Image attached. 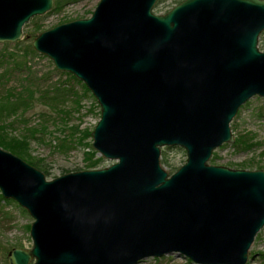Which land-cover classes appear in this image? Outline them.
<instances>
[{
  "label": "water",
  "instance_id": "1",
  "mask_svg": "<svg viewBox=\"0 0 264 264\" xmlns=\"http://www.w3.org/2000/svg\"><path fill=\"white\" fill-rule=\"evenodd\" d=\"M101 0L89 19L42 33L33 48L86 85L101 108L93 148L113 165L47 181L0 149V191L34 219L33 248L9 264H139L177 255L247 264L264 228V172L211 166L231 123L264 98V0ZM55 0H0V43ZM187 162L169 175L163 148ZM35 260L34 263H32Z\"/></svg>",
  "mask_w": 264,
  "mask_h": 264
},
{
  "label": "rangeland",
  "instance_id": "2",
  "mask_svg": "<svg viewBox=\"0 0 264 264\" xmlns=\"http://www.w3.org/2000/svg\"><path fill=\"white\" fill-rule=\"evenodd\" d=\"M184 1L159 0L154 13L165 15ZM55 2L61 3L60 8L55 9ZM55 2L50 12L33 18L24 26L21 40L0 43V55L6 58L3 63L11 66L6 78L0 82V104L7 102L10 96L24 94L25 86L29 85L36 92L35 100L25 113L26 106H21L19 112L0 127V149L26 163L28 158L37 161L42 173L49 172L48 176L45 175L48 181L70 173L113 165L93 148L92 133L101 119V108L93 94L80 80H73L67 76L68 73L58 71L52 60L33 48L34 40L42 33L62 24L91 18L101 0ZM258 47L264 51V32L259 38ZM20 62H27L26 66L14 67ZM231 131L234 144H225L217 149L208 164L232 170L264 172V98L254 97L242 106L231 123ZM68 136L71 145L60 147L59 139ZM2 144L16 148L20 154H15ZM99 159H103L99 168L89 169L92 162ZM186 162L184 149H162L160 163L169 175L177 172ZM0 195L3 197L1 191ZM1 199L0 264H9L10 252L33 248L31 227L34 219L15 201ZM139 264L194 263L174 254L146 259ZM247 264H264V228L252 245Z\"/></svg>",
  "mask_w": 264,
  "mask_h": 264
},
{
  "label": "trees",
  "instance_id": "3",
  "mask_svg": "<svg viewBox=\"0 0 264 264\" xmlns=\"http://www.w3.org/2000/svg\"><path fill=\"white\" fill-rule=\"evenodd\" d=\"M60 5L61 3L59 2H55V9H58L60 8ZM31 53L36 55V53L31 50ZM3 60L5 61L6 58H4V56H1L0 55V69L2 70L3 68V71L1 72L0 70V82L6 78V75L8 74L9 70L11 69V66L7 67V65H5L3 63ZM25 63V64H24ZM26 63L27 62H20L19 64L16 63L14 65V67H17L18 65L20 66H26ZM67 76H69V78L73 79V80H76V78L70 74H67ZM23 91H24V94H21L19 96H10V99L7 100V102L5 103H1L0 104V127L5 124L6 120L10 117H12V115H16L18 112H19V109L20 107H25L26 106V110L24 111V113L27 111V108L31 106V102H33L36 98V92H34L33 90H31L30 86H25L23 88ZM24 95V96H23ZM19 107V108H18ZM70 136H68L67 138L65 139H59L60 143H59V146L60 147H66L67 145H71V140H70ZM5 148L11 150L12 152H14L15 154H20L16 148H13V147H10V146H5L4 144H2ZM103 161V159H99V160H96L95 162H92L91 166L89 167V169H98L99 168V165L100 163ZM28 163L32 166H34L35 168L39 169L41 168L40 164L34 160H32L31 158H28ZM41 170V169H39ZM46 176L49 175V172L45 171L44 173ZM3 199V197H1L0 195V199ZM1 199V200H2ZM6 201H9V200H6Z\"/></svg>",
  "mask_w": 264,
  "mask_h": 264
}]
</instances>
